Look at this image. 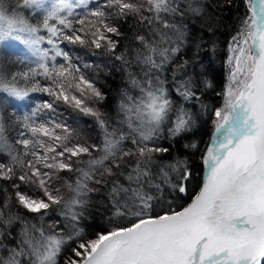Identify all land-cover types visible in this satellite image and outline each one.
Masks as SVG:
<instances>
[{
    "label": "snow or ice",
    "instance_id": "obj_1",
    "mask_svg": "<svg viewBox=\"0 0 264 264\" xmlns=\"http://www.w3.org/2000/svg\"><path fill=\"white\" fill-rule=\"evenodd\" d=\"M244 4L210 107L181 59L200 0H0V264H264V0ZM208 113L206 175L173 207L193 165L171 141ZM93 195L109 226L89 234Z\"/></svg>",
    "mask_w": 264,
    "mask_h": 264
},
{
    "label": "trees",
    "instance_id": "obj_2",
    "mask_svg": "<svg viewBox=\"0 0 264 264\" xmlns=\"http://www.w3.org/2000/svg\"><path fill=\"white\" fill-rule=\"evenodd\" d=\"M200 3L205 6L204 15L200 19L193 18L181 59L190 61L189 71L195 66L197 72L202 71L205 73L201 80L207 78L212 82L213 87L209 89H205L203 84H201L199 95L202 103L210 107H217L222 103V97L219 93L223 89L226 77L227 44L230 37L235 33L238 20L245 14L246 8L244 0H231L230 4L228 0H200ZM209 17L212 18L209 19ZM124 31L131 36L127 25L124 26ZM197 45H201V47L197 48ZM82 55L85 54L82 53ZM85 59L96 64L104 63L97 56L85 55ZM177 63H180V60ZM168 76L171 79V72L168 73ZM98 79L99 86L108 95V99L102 107L105 111L114 115L113 109L117 92L123 86L122 73L105 64ZM173 98L176 99L175 96ZM192 103L196 102L187 104L190 109H192ZM192 110L197 111L198 107ZM92 123L90 118L81 119V124L85 129L89 128ZM212 130L211 113H208L198 118L197 124L191 133L171 141V153L166 158H171V156L176 154L187 156L193 165V178L189 183V193L187 196L178 199L173 207L179 204H187L198 190L203 168L200 156ZM91 134L95 135V133ZM193 141H200L198 149L184 148V144ZM165 146H168V144L165 143ZM105 203L106 201L101 196L93 195L91 197L88 211L82 222L86 232L89 234L101 231L109 226L104 207Z\"/></svg>",
    "mask_w": 264,
    "mask_h": 264
},
{
    "label": "water",
    "instance_id": "obj_3",
    "mask_svg": "<svg viewBox=\"0 0 264 264\" xmlns=\"http://www.w3.org/2000/svg\"><path fill=\"white\" fill-rule=\"evenodd\" d=\"M204 175H206V172H205V170L203 171L202 178H203V176H204ZM201 181H202V180H201ZM189 202H190V201H189Z\"/></svg>",
    "mask_w": 264,
    "mask_h": 264
},
{
    "label": "rangeland",
    "instance_id": "obj_4",
    "mask_svg": "<svg viewBox=\"0 0 264 264\" xmlns=\"http://www.w3.org/2000/svg\"><path fill=\"white\" fill-rule=\"evenodd\" d=\"M226 75H227V70H226ZM204 168V167H203ZM202 175V174H201ZM200 183H201V180H200Z\"/></svg>",
    "mask_w": 264,
    "mask_h": 264
},
{
    "label": "bare ground",
    "instance_id": "obj_5",
    "mask_svg": "<svg viewBox=\"0 0 264 264\" xmlns=\"http://www.w3.org/2000/svg\"><path fill=\"white\" fill-rule=\"evenodd\" d=\"M206 172V171H205Z\"/></svg>",
    "mask_w": 264,
    "mask_h": 264
}]
</instances>
